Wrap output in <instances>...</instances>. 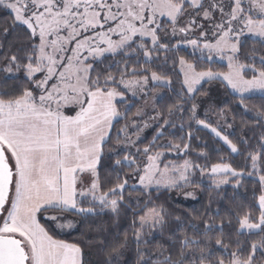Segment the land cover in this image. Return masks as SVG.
Wrapping results in <instances>:
<instances>
[{"label": "snow or ice", "instance_id": "6c2138e0", "mask_svg": "<svg viewBox=\"0 0 264 264\" xmlns=\"http://www.w3.org/2000/svg\"><path fill=\"white\" fill-rule=\"evenodd\" d=\"M0 6L12 16L3 35L16 29L24 35L7 47L0 42V264H84L79 243L56 238L78 226L70 215L83 223L110 213L118 224L122 208L132 217L135 264H264V235L244 246L237 240L235 250L216 239L223 255L213 259L215 252L201 245L210 243L208 233L223 232V223L204 221L201 228L189 220L193 235L170 230L167 247H149L154 233L163 236L168 216L151 192L184 188L197 172L211 178L215 188L233 183L239 189L246 176H257L259 195L250 207L258 205L259 215H237L236 232L249 238L264 233V132L255 144L243 136L234 142L233 110L219 107L222 102L213 100L211 90H200L201 81H219L236 94L235 104L244 113L251 111L245 100L264 98V55L239 58L245 32L264 46V0H0ZM188 46L192 55L199 52L197 59L226 60L228 70L198 71L199 64L178 55ZM161 53L157 67L178 64L182 81L173 103L157 111V97L164 93L152 95L150 82L168 88L171 81L138 65L159 60ZM9 77L27 86L6 90L2 85ZM140 101L144 106L129 121ZM117 104L124 105L123 112ZM176 117L182 121L180 139L187 141L182 144L164 139L175 136ZM254 119L257 127L264 126V111ZM121 120L129 122L116 128ZM149 128L155 134L138 147ZM193 129H209L231 153L243 156L250 170L227 163L211 164L209 170L188 159L166 163L164 157L173 151L189 154L191 141L200 139ZM106 166L116 172L117 182L102 179ZM125 166L132 171L121 179ZM107 183L113 186L105 190ZM128 190L144 197L126 198ZM185 197L195 198L192 192ZM176 220L183 229L184 222ZM129 240L119 232L105 240L110 249L105 264H127Z\"/></svg>", "mask_w": 264, "mask_h": 264}, {"label": "trees", "instance_id": "16d2710c", "mask_svg": "<svg viewBox=\"0 0 264 264\" xmlns=\"http://www.w3.org/2000/svg\"><path fill=\"white\" fill-rule=\"evenodd\" d=\"M12 16L9 14L8 10L3 9L0 6V42L4 43L5 46H9L15 43L18 39H24V35L20 29H16L15 31L10 30L7 36L3 35V29L8 27L11 23ZM166 21V20H165ZM244 42V46L241 50L240 60L241 62H245V55H264V46H261L258 43V39L245 38L242 40ZM18 47L19 44H16ZM253 49L255 51L253 52ZM15 48H13V51ZM163 53L160 54L159 60H154L153 62L144 63L141 60V64L138 67H147L149 69V73L157 72L158 75L162 77H167L171 84L168 88H163L161 86H151V94L155 93H164V96L157 97L156 100V110H165L173 101L176 99L175 92L179 91L181 88L182 76L180 73V66L177 64L175 68L172 67L171 61H169L168 65L164 67H157L163 63ZM179 56H184L185 59L189 63H197L199 64L198 71L202 69L211 68L213 71H227V65L220 64L217 62H209L205 59H197L199 55H192L190 50L182 48L178 53ZM118 58V57H117ZM16 86L26 87V83L23 79L17 80L13 77H9L7 82L2 85L6 90L12 89ZM201 92L206 90H211L215 92V97L217 101H221L219 104L220 107H228L233 111L230 113L234 115V135L230 138L236 142V137L243 136L249 139V141L253 144L256 142V138L264 132V126L257 127L256 121L254 119L255 113L257 111H264V98H261L259 95L252 96L249 99L245 100L247 106L251 109L250 112L244 113L241 108L236 106V95H234L230 89H225L220 84L219 81H213L211 83L205 82L201 87ZM171 97V99H170ZM142 101L138 102L136 107L132 108L131 112H129V121L133 113L136 112L137 108L142 107ZM118 110L123 112L124 105L117 104ZM129 121L121 120L119 124L116 125V128L122 127L125 123ZM173 122L177 125L175 136L166 135L164 139H170L173 143H184L187 141H182L180 139L183 136V132L180 131L179 125L182 122L179 117L174 118ZM185 124L187 123V117H184ZM187 128H185V131ZM195 136H198L200 139H193L191 141L192 150L189 152L187 156L183 154L177 155L175 151L172 153H168L164 160L166 163H176L180 164L184 159H188L195 163L200 164L201 166H209L214 163H227L230 164L233 168L237 170L249 171L250 168L245 167V159L243 156L238 154H233L227 149L226 145H223V142H218V139L211 134L208 130L202 129L200 131H195ZM154 130L149 129L147 132V138L145 141L140 143L138 147L143 148L148 142L152 139L154 135ZM116 134L112 133V143H116ZM159 142V141H158ZM205 143L207 147H205ZM111 147V144L108 145ZM215 149H220L219 151ZM163 151V149H161ZM203 152V156H197L196 153ZM116 157H113V160ZM104 178H110L113 183L116 181V172H114L110 167H105L103 170ZM132 171L129 167H123V171L120 172L121 179L124 178L125 173H130ZM113 183H107L105 185V190L113 186ZM129 185H131V179L128 181ZM260 185L255 175L246 176L243 179V186L239 189H234L233 183L229 186L223 188H215L209 183H204L200 177L199 172L196 173L195 181L191 186H187L178 190H174L172 192L161 191L158 195L156 191L151 192V199L154 201L157 207L163 206L168 212L167 227L161 236L160 232H156L153 234L152 242L149 247L155 249L159 245L163 244L165 247L168 246V236L170 235V230H178V231H187L189 235H193L190 229L187 228V222L191 220L193 223H197L203 227L204 221H209L220 225L223 223V232L217 230L214 232L208 233L210 237V243L207 245H201L202 247L211 248L215 252V256L213 259L223 255L221 249H219L215 245L216 239H223L225 243L230 245V250H235L237 248L236 241L239 240L242 246L246 245L250 242V240H258L261 235H253L249 238L247 235L241 233L237 234L236 229L238 227L236 223V216H242L245 212H252L254 216H258V205L256 207H250L254 204L256 197L259 195ZM192 190H196V198L195 199H187L184 197L186 192H190ZM126 198L131 196L135 197H144V194L140 191L136 190H128L125 193ZM87 206V205H86ZM219 211V214H217ZM50 213H56L54 211H50ZM179 217L181 221L184 222V228L181 229L177 223L176 218ZM71 219H73L78 225L73 231L68 234H59L56 236L58 239H64L69 242L79 243L83 250V260L84 264H105L107 259V253L110 250L108 245L104 243L105 240H111L113 234L119 232L120 236L123 237L125 233L130 237L129 247L125 251L124 259L127 261V264H135L136 253H135V244L131 241V229L129 227V221L131 220V214L128 213L125 215L124 209H121V213L119 216V223H116L117 217L108 214H102L99 216L89 217L83 223H81V217L70 215ZM231 221V224L228 222ZM43 222V221H42ZM46 226H50L46 224ZM198 239H204L202 235H197ZM226 258V257H225Z\"/></svg>", "mask_w": 264, "mask_h": 264}, {"label": "rangeland", "instance_id": "374dc122", "mask_svg": "<svg viewBox=\"0 0 264 264\" xmlns=\"http://www.w3.org/2000/svg\"><path fill=\"white\" fill-rule=\"evenodd\" d=\"M161 19L162 20H167V18L166 17H161ZM245 38H252V39H258L257 37H254V36H252L251 34H248V33H246L245 32V34L244 35H242L241 36V40H244ZM184 49H187V50H190L191 52H193V50L191 49V47L190 46H188V47H186V48H184ZM196 55H199L200 56V54H199V52L197 51L196 53H195ZM202 59H205L206 60V58H202ZM210 62H217V63H220V64H225V65H227V62H226V60H222V59H220L218 56H216V57H214V59L212 60V61H210ZM206 81H201V85H203L204 83H205ZM159 86V85H156V84H152L151 82H150V87H149V89H148V91L149 92H151V90H152V88H151V86ZM230 91L232 92V90L230 89ZM158 93H160V92H158ZM215 93H216V91L215 92H212V98H213V100H216L217 101V99H216V97H215ZM234 95H236L235 93H233ZM152 95H154V94H152ZM152 95H149V97H147V101H148V111H149V113L151 114V105H152V103H153V100H152ZM256 96V95H255ZM142 103H143V101H142ZM144 106V103H143V105H142V107ZM219 106V105H218ZM220 107V106H219ZM213 119H215V117H213ZM150 129V128H149ZM149 129H147V130H145V132H143L141 135L144 137V139H143V141H145V139L147 138V132H148V130ZM206 130H208L210 133H211V131L209 130V129H206ZM211 134H213V133H211ZM214 135V134H213ZM215 136V135H214ZM134 138V137H133ZM218 139V138H217ZM172 153V152H171ZM165 158V157H164ZM217 178H221V177H217ZM256 178H257V180H258V177L256 176ZM202 179V178H201ZM202 181L204 182V183H209V184H211L212 186H214L212 183H211V178H209V177H207V176H205L203 179H202ZM134 183V180H132L131 179V183L130 184H133ZM194 183V182H193ZM192 183V184H193ZM192 184H190V185H188V186H191ZM231 183H229V184H225V185H221L220 186V188H223V187H226V186H229ZM85 185H86V180H85ZM187 187V186H186ZM190 192H192L193 193V195H194V197L196 198V194H197V191L196 190H192V191H190ZM184 197H185V195H184ZM186 198V197H185ZM195 198H192V197H188L187 199H195ZM49 214H59V213H49ZM71 219V218H70ZM74 230V229H73ZM73 230H68V229H65V231L62 233V234H68V233H70L71 231H73ZM158 232V231H157Z\"/></svg>", "mask_w": 264, "mask_h": 264}, {"label": "crops", "instance_id": "0c3cea01", "mask_svg": "<svg viewBox=\"0 0 264 264\" xmlns=\"http://www.w3.org/2000/svg\"><path fill=\"white\" fill-rule=\"evenodd\" d=\"M85 180H86V185H87L88 181H87V179H85ZM86 185H85V186H86Z\"/></svg>", "mask_w": 264, "mask_h": 264}]
</instances>
